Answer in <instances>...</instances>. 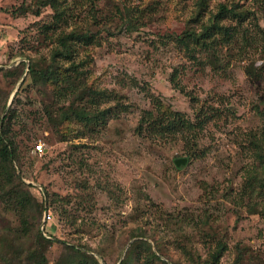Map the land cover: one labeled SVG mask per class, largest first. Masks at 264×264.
Returning <instances> with one entry per match:
<instances>
[{"label": "rangeland", "instance_id": "obj_1", "mask_svg": "<svg viewBox=\"0 0 264 264\" xmlns=\"http://www.w3.org/2000/svg\"><path fill=\"white\" fill-rule=\"evenodd\" d=\"M24 1L32 2L0 0V68L49 58L63 33H89V40H74L73 58L60 59L68 67L83 62L79 79L104 92L99 108H111L102 123L72 118L59 132L45 105H67L71 97L57 99L50 86L26 79L28 64L17 81L0 71V94L9 95L2 116L20 91L16 166L40 200L46 190L59 200L42 225L51 213L47 229L102 252H94L101 264H120L135 232L160 259L149 263L142 249L132 264H188L190 253L207 259L219 241L226 248L219 264H264V155L257 144L264 152V0H209L201 16L197 0H61V20L52 7L16 14ZM234 2L244 17L221 18L207 45L178 41L208 24L221 3ZM157 98L195 128L163 132L145 123L138 131ZM40 143L44 150L36 152ZM179 158L186 162L177 166ZM3 176L0 170V235H10L20 230L23 211L9 201ZM62 251L54 243L49 264ZM0 264H7L3 246Z\"/></svg>", "mask_w": 264, "mask_h": 264}, {"label": "trees", "instance_id": "obj_2", "mask_svg": "<svg viewBox=\"0 0 264 264\" xmlns=\"http://www.w3.org/2000/svg\"><path fill=\"white\" fill-rule=\"evenodd\" d=\"M61 0H32V2L24 1L14 12L18 15H24L27 12H32L35 15H40L42 9L52 7L55 9V15L59 20L62 19V11L59 10ZM209 0H197V15L208 8ZM130 12V9H128ZM247 12V10H245ZM128 12V15L130 14ZM243 10H240L238 3L228 5L221 3L216 12H211L209 23H203L201 30L194 28L187 29L182 35L178 37V41L186 47L192 41L196 44L203 43L207 45V39L212 36V32L216 27H221L219 20L227 15L242 18L244 17ZM129 21L134 26V20L129 18ZM130 25V24H129ZM131 25V27H133ZM78 38L88 39L89 33L77 34L74 30L63 33L58 39L59 44L54 46L51 50L49 58L45 56L31 57L29 62L22 61L18 65H14L10 69L0 68L4 74L10 77H16V80L22 76L28 64L26 79L34 81L36 84H42L44 87L51 89L56 98L71 97V101L66 105L64 101L62 104L55 105L52 101L45 105L46 118L49 123L55 127L57 131L63 130L67 121L76 118L79 121H85L90 127L95 126L105 121L106 116L110 113L111 108H99V100L104 96V92L98 88H94L79 76L83 72L81 66L83 62L76 64L72 62L71 66H65L64 62L60 59L73 58L74 56V40ZM75 73V74H74ZM85 73V72H84ZM27 81L23 82V86ZM54 85V89L51 88ZM24 88H22L23 90ZM20 91L17 92L13 103L9 109L5 111L2 116L9 95L2 98L0 94V170L3 171V178L6 181V193L8 194L9 201L15 205V208L22 209L23 215L21 218V228L10 235L5 233L0 235V248L3 246V259L7 264H49L48 250L54 243H59L63 246V251L55 264H101L100 261L94 256L96 249H92L86 245H77L68 243L55 236L53 232L47 229L46 224L48 220L43 223L45 211H50L51 208L58 203V198L49 194L46 190L42 200L29 188L30 185L24 181L26 177L25 171L19 170L16 164H21L20 145L16 140L13 133L12 126L15 119L18 117V102ZM61 101V100H59ZM79 102V103H77ZM2 113V114H1ZM158 131H174L180 129L193 130L196 123L192 122L184 113L170 109L159 98L155 101L152 109L145 110L142 120L139 122L138 131L142 132L144 126ZM260 145L261 155H264L262 143ZM36 152H39L35 150ZM35 189V186H33ZM61 210H66L61 206ZM51 214V213H50ZM45 226V227H44ZM7 231L11 229H6ZM47 234L49 236H47ZM131 237L136 238L128 247L127 253L120 264H132L141 258L142 249L147 252L145 256L148 258L149 263L153 262L151 259L159 260L160 256L153 250L151 243L144 237L146 235L135 232ZM225 244L221 241L218 242L217 247L211 252L209 258H202L190 253L188 264H219L222 254L225 250ZM103 255L102 252H98ZM174 264H182L177 260H172ZM148 262V261H147Z\"/></svg>", "mask_w": 264, "mask_h": 264}, {"label": "built area", "instance_id": "obj_3", "mask_svg": "<svg viewBox=\"0 0 264 264\" xmlns=\"http://www.w3.org/2000/svg\"><path fill=\"white\" fill-rule=\"evenodd\" d=\"M36 149H37V151H43V150H44L43 144H42V143L38 144V145L36 146ZM45 218H46L47 220H48V219H51L50 214H47V216H45ZM46 219H45V220H46Z\"/></svg>", "mask_w": 264, "mask_h": 264}, {"label": "water", "instance_id": "obj_4", "mask_svg": "<svg viewBox=\"0 0 264 264\" xmlns=\"http://www.w3.org/2000/svg\"><path fill=\"white\" fill-rule=\"evenodd\" d=\"M186 162V158H179L176 160V165L180 166L181 164H184Z\"/></svg>", "mask_w": 264, "mask_h": 264}]
</instances>
